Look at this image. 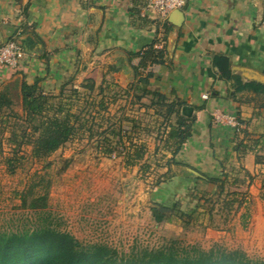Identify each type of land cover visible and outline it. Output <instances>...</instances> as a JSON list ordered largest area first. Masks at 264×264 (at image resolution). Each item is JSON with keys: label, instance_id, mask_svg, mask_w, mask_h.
Returning <instances> with one entry per match:
<instances>
[{"label": "crops", "instance_id": "crops-1", "mask_svg": "<svg viewBox=\"0 0 264 264\" xmlns=\"http://www.w3.org/2000/svg\"><path fill=\"white\" fill-rule=\"evenodd\" d=\"M146 3L0 0V45L16 36L27 52L16 68L0 67V91L8 89L21 104L23 82L45 94L63 87L84 92L90 82L92 92L127 91L123 105L146 107L151 96L136 100L133 94L140 93L134 90L157 92L186 120L189 136L176 150L163 152V182L149 189L155 203L201 215L218 190L219 183L208 181L215 179L246 193L258 209L264 94L238 87L260 85L264 77V0H187L180 14L173 11L164 21L145 14ZM151 48L162 50V61L141 66ZM216 56L228 60L231 79L213 65ZM140 78L147 82L140 85ZM184 107L192 108L191 117L182 115ZM216 110L234 115L240 131L214 124Z\"/></svg>", "mask_w": 264, "mask_h": 264}, {"label": "rangeland", "instance_id": "rangeland-1", "mask_svg": "<svg viewBox=\"0 0 264 264\" xmlns=\"http://www.w3.org/2000/svg\"><path fill=\"white\" fill-rule=\"evenodd\" d=\"M67 91L64 93L69 96ZM98 93L81 96L89 102L101 97L106 100L105 111L92 109L91 132L81 130L45 159H32L30 146L18 149L10 142L13 132H20L19 122L13 117L4 130L0 128V232L32 230L47 224L72 235L83 245L104 244L120 253L173 244L179 250L241 251L249 259L264 261L263 193L259 194L258 209L243 195L246 193L226 186L221 195L217 190L208 198L201 215H190L178 207L172 210L169 203L163 206L169 211L160 215L149 189L155 190L156 182H163L164 144L175 122L171 118L166 122L155 108L123 105L125 95H118L115 90L106 95ZM12 95L13 110L21 115L19 97ZM82 99L79 106L84 103ZM4 115L9 117V111ZM119 125L132 133V141L146 146V155L134 167L124 166L126 151L122 146H114L116 151L111 157L101 153L103 147H97L103 138L116 143L117 137L112 132ZM14 165L15 170L10 173ZM28 193L30 196L23 205V197ZM233 194L238 195V201L231 207L223 206V201H231ZM39 196H46V209L28 208L30 201ZM140 196L145 197L144 203L140 202Z\"/></svg>", "mask_w": 264, "mask_h": 264}, {"label": "trees", "instance_id": "trees-1", "mask_svg": "<svg viewBox=\"0 0 264 264\" xmlns=\"http://www.w3.org/2000/svg\"><path fill=\"white\" fill-rule=\"evenodd\" d=\"M162 59V50L156 51L151 48L144 54L141 66H145L148 62L159 63ZM213 65L222 78H232L226 58L214 57ZM146 82V78H140L137 83L143 85ZM246 88L264 94V87L257 84L239 85L238 90ZM83 89L84 92H79L74 88L67 91L63 87L58 94H45L36 84L28 85L23 82L21 85V115L13 110L12 93L8 89L0 91V128L4 130L9 118L13 117L12 119L19 122L20 132H13L9 139L10 142L18 149L25 145L30 146L32 159H45L73 140L81 130L91 132L94 107L99 108L98 111L107 109L104 97L96 101L97 103L93 100L89 102L82 99L83 93H92V83L89 82L83 86ZM66 91L69 92V96L65 95ZM134 91L140 93L139 95L133 94L136 100L151 96V102L147 108H155L156 114L163 115L166 122L170 121L172 116L175 117V125L170 127L164 149L176 150L177 144L179 145L189 136L186 120L178 114L174 105L166 104L164 97L159 93L145 89L140 92L139 88ZM128 93L126 91L125 96ZM97 95H101V91ZM70 99H74V102ZM81 99L84 103L79 106L78 101ZM6 110L9 111V117H4ZM86 114L88 118H85ZM86 126L88 127L85 128ZM122 127L119 125L117 131L112 132L114 137H117L116 143L103 138L101 142H98L97 147H103L101 153L106 157H111L116 151L114 146L117 144L122 146L126 151L124 154L125 167H134L146 155V146L132 141V133L123 130ZM91 136L92 134L89 135ZM126 143L128 146H125ZM257 161L264 162V156L257 158ZM144 168L148 170L149 166H144ZM14 170L15 165L11 166L10 173ZM208 181L213 184L219 183L218 195H221L224 181L215 179ZM160 183L156 182L154 187H158ZM261 190L264 197V175ZM29 196L30 193L23 197V205H26V197ZM237 196L233 194L231 201H223V206L231 207L238 201ZM46 199V196L34 198L30 201L28 208L31 210L46 209ZM165 211L169 210L162 207L157 209L160 215ZM0 264H264V261L249 259L241 251H227L221 248H211L207 251L198 248L179 250L173 244L158 248H133L129 253H120L115 248L104 244L83 245L72 235L42 224L32 230L0 232Z\"/></svg>", "mask_w": 264, "mask_h": 264}, {"label": "built area", "instance_id": "built-area-1", "mask_svg": "<svg viewBox=\"0 0 264 264\" xmlns=\"http://www.w3.org/2000/svg\"><path fill=\"white\" fill-rule=\"evenodd\" d=\"M186 2L187 0H147L144 11L145 14L149 15L151 18L164 21L171 12L182 10ZM26 56L27 52L16 36L0 45V67L2 68H16L25 60ZM212 121L216 125L226 124L236 133L241 129L234 115L222 113L219 110L212 113Z\"/></svg>", "mask_w": 264, "mask_h": 264}, {"label": "water", "instance_id": "water-1", "mask_svg": "<svg viewBox=\"0 0 264 264\" xmlns=\"http://www.w3.org/2000/svg\"><path fill=\"white\" fill-rule=\"evenodd\" d=\"M177 12L180 14V11H177ZM257 82H258V84L264 86V77H260ZM192 111H193L192 108H190V107H184V108H182V115L184 117L189 118V117H191ZM157 209H160V207L158 206Z\"/></svg>", "mask_w": 264, "mask_h": 264}]
</instances>
